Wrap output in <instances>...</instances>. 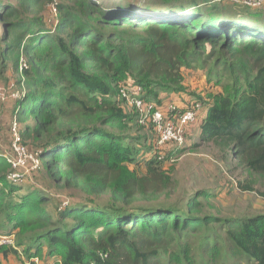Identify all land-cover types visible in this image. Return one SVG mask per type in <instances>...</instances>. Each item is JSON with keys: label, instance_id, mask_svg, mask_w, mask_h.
Here are the masks:
<instances>
[{"label": "trees", "instance_id": "trees-1", "mask_svg": "<svg viewBox=\"0 0 264 264\" xmlns=\"http://www.w3.org/2000/svg\"><path fill=\"white\" fill-rule=\"evenodd\" d=\"M158 1L163 5L148 8ZM228 2L0 0V86L7 94L0 118L8 110L18 119L23 143L41 161L35 182L24 187L9 181L0 149V217L12 227L0 235L16 236L15 247L0 244L1 256L22 250L26 264H36L47 248L52 264H197L187 246H172L220 221L200 215L204 191L179 204L178 185L162 166L188 142L162 152L152 145L141 157L127 131L152 129L127 115L121 89L141 84L147 99L163 104L160 93L181 90L182 69L210 45L207 58L217 52L220 64L228 56L235 81L201 102V133L190 141L264 176V25L248 23L262 22L264 7ZM16 88L19 96H9ZM238 187L264 197L248 179ZM222 223L248 264H264V214Z\"/></svg>", "mask_w": 264, "mask_h": 264}, {"label": "rangeland", "instance_id": "rangeland-1", "mask_svg": "<svg viewBox=\"0 0 264 264\" xmlns=\"http://www.w3.org/2000/svg\"><path fill=\"white\" fill-rule=\"evenodd\" d=\"M99 1L108 2L110 0ZM115 2L118 3L119 0H115ZM118 5L121 4L119 3ZM162 5L158 1L151 4L148 8ZM50 11V18L55 19L57 15L56 7L53 5ZM144 11H146V8ZM55 23L57 22L55 21ZM248 23L262 26L264 25V20L262 22L250 21ZM210 50H212L211 46L207 45L206 51ZM206 51L194 65L182 69L184 76L183 88L170 92L178 99L183 98L184 106L180 104L181 108L190 106L194 102L203 103V101L211 100L212 95L228 91L234 84L235 79L231 77V68H229L230 58L227 56L225 61L219 64L216 61L217 52L207 58ZM224 67L226 68L223 72ZM161 93H164V91ZM176 98H173V100H176ZM163 101L164 99L160 103ZM9 103V109L11 110L13 99ZM125 106L129 116L136 119L134 111L128 108L127 105ZM11 117V112L8 111L0 118V149L4 153L10 149L9 122ZM127 133L130 136L128 140L142 149L141 157L147 156L150 149L149 146H154L155 144L153 131L152 135H150L149 131L147 133L144 128L133 125ZM191 136H193L192 133L187 135L188 143L184 146V149L176 151L171 159L162 163V166L175 179L178 185L174 198L180 200L179 204H183L186 199L196 193L204 191L205 194L199 197V201L202 204L200 215L217 217L220 222L210 223L197 233L188 231L187 236L179 238V244H174L172 247H175V251L187 246L197 264H248L244 254L238 253L226 239L222 221L229 218L241 219L264 214V197L257 191H244L238 187L239 181L243 182L248 179L253 182L258 190L263 191L264 176L249 172L246 166L233 156L223 158L212 146L202 145L195 147L194 144L199 142V140L190 141ZM130 167L138 169L140 172L145 170L144 166L136 167L133 164ZM34 173L32 171V174L26 179L27 181L22 183L24 187L30 186L35 182ZM61 198L66 199L65 196H61ZM11 228L9 224L2 222L0 217V234L10 231ZM45 252L46 250L40 256L39 262L44 261ZM26 259L27 256L22 250L19 254L11 253L9 257L0 255V261L3 264H26L29 262Z\"/></svg>", "mask_w": 264, "mask_h": 264}, {"label": "built area", "instance_id": "built-area-1", "mask_svg": "<svg viewBox=\"0 0 264 264\" xmlns=\"http://www.w3.org/2000/svg\"><path fill=\"white\" fill-rule=\"evenodd\" d=\"M234 1L239 3L241 0ZM245 2V5L252 8L264 7V0H245ZM23 64L21 68L25 66ZM121 93L125 101L124 105L134 111L137 123L152 129L155 136L153 149L160 152L170 146L185 145L189 127L199 123L205 114V108L201 102H194L188 107L181 108L175 101L159 104L149 100L146 97V89L141 84L123 87ZM19 94L16 88L9 96L18 97ZM0 98L7 99L6 90L2 86H0ZM21 129L22 126L14 116L10 127V149L4 153V156L11 166L8 179L15 183H23L32 171L34 173L40 167L41 162L39 154L29 150L23 143ZM0 244L15 247V234L0 235ZM39 260V258L34 259L36 264L40 263Z\"/></svg>", "mask_w": 264, "mask_h": 264}, {"label": "crops", "instance_id": "crops-1", "mask_svg": "<svg viewBox=\"0 0 264 264\" xmlns=\"http://www.w3.org/2000/svg\"><path fill=\"white\" fill-rule=\"evenodd\" d=\"M217 1H221V0H217ZM227 1H229L228 3H230V5L232 4V6L235 8L236 6H239V8H242L243 6H247V5H245V4H241V3H237V2H233V1H230V0H227ZM247 7H250V6H247ZM237 8V7H236ZM161 97L162 98H164V100H168V101H175V102H177V103H179V104H181L182 106H184L183 105V98H180V99H178V98H176L172 93L170 94V92H164V93H161ZM173 98H176V100H173ZM124 108H125V111H126V106L124 105ZM10 110V109H9ZM8 111V110H7ZM7 111H6V113H7ZM5 113V114H6ZM126 113H127V111H126ZM4 114V115H5ZM127 115H129L128 113H127ZM189 133H192V135L193 136H191V140H195L196 139V137H198L199 135H200V133H201V131H200V127H199V123H195V124H193V125H191L190 127H189V131H188V134ZM44 250H47V248H44ZM45 254H46V252H45ZM55 257H52V256H47L46 257V259H44V261L42 260L39 264H52L51 262H53L54 260H52V259H54ZM49 261H51L50 263H47V262H49Z\"/></svg>", "mask_w": 264, "mask_h": 264}, {"label": "water", "instance_id": "water-1", "mask_svg": "<svg viewBox=\"0 0 264 264\" xmlns=\"http://www.w3.org/2000/svg\"><path fill=\"white\" fill-rule=\"evenodd\" d=\"M239 3L246 4L245 0H241ZM248 4V3H247Z\"/></svg>", "mask_w": 264, "mask_h": 264}]
</instances>
